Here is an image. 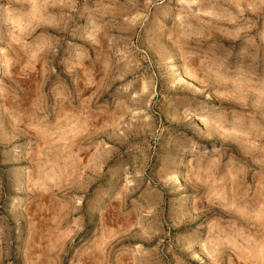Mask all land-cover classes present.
<instances>
[{
	"label": "rangeland",
	"instance_id": "1",
	"mask_svg": "<svg viewBox=\"0 0 264 264\" xmlns=\"http://www.w3.org/2000/svg\"><path fill=\"white\" fill-rule=\"evenodd\" d=\"M0 264H264V0H0Z\"/></svg>",
	"mask_w": 264,
	"mask_h": 264
},
{
	"label": "clouds",
	"instance_id": "2",
	"mask_svg": "<svg viewBox=\"0 0 264 264\" xmlns=\"http://www.w3.org/2000/svg\"><path fill=\"white\" fill-rule=\"evenodd\" d=\"M197 2V0H193V3Z\"/></svg>",
	"mask_w": 264,
	"mask_h": 264
}]
</instances>
